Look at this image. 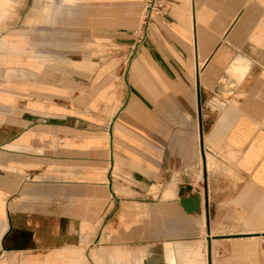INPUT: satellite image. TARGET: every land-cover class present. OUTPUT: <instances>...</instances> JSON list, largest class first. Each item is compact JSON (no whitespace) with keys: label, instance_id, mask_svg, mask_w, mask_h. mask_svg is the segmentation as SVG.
I'll return each mask as SVG.
<instances>
[{"label":"crops","instance_id":"0c3cea01","mask_svg":"<svg viewBox=\"0 0 264 264\" xmlns=\"http://www.w3.org/2000/svg\"><path fill=\"white\" fill-rule=\"evenodd\" d=\"M159 2L0 0V264H264V0Z\"/></svg>","mask_w":264,"mask_h":264},{"label":"rangeland","instance_id":"374dc122","mask_svg":"<svg viewBox=\"0 0 264 264\" xmlns=\"http://www.w3.org/2000/svg\"><path fill=\"white\" fill-rule=\"evenodd\" d=\"M138 31V29L136 30ZM111 56V55H110ZM133 52L131 54L130 58H133ZM115 59V58H114ZM112 66L108 68V70L116 69L118 66H120V69L125 68L126 64L128 63L126 60L123 61H117L115 59ZM103 80H106L103 79ZM123 205H116L114 214H111L110 219L103 220L99 224L100 231L102 233V238L100 239L98 245H91L87 247L88 253L86 255L88 256V259L90 260V264H107V254L106 252H101L98 255L100 258L96 259L94 253L89 251L88 249L94 248L96 249V246H102L105 245L110 250L112 249H123L126 250V245L131 250H135L139 248V242L136 240H131L130 243H126V211L123 212ZM126 205V204H125ZM87 245V244H85ZM136 260V258H135ZM110 261V259H109ZM84 264H89L88 262H85Z\"/></svg>","mask_w":264,"mask_h":264},{"label":"built area","instance_id":"2783aa9c","mask_svg":"<svg viewBox=\"0 0 264 264\" xmlns=\"http://www.w3.org/2000/svg\"><path fill=\"white\" fill-rule=\"evenodd\" d=\"M145 11L142 16L144 23L150 20L154 16H161L164 12V6L159 0H145Z\"/></svg>","mask_w":264,"mask_h":264}]
</instances>
